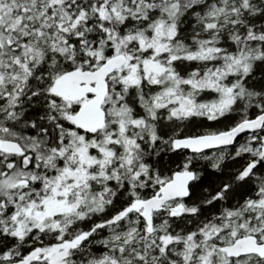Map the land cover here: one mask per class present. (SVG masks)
<instances>
[{
	"label": "snow or ice",
	"instance_id": "1",
	"mask_svg": "<svg viewBox=\"0 0 264 264\" xmlns=\"http://www.w3.org/2000/svg\"><path fill=\"white\" fill-rule=\"evenodd\" d=\"M0 264H264V0H0Z\"/></svg>",
	"mask_w": 264,
	"mask_h": 264
}]
</instances>
